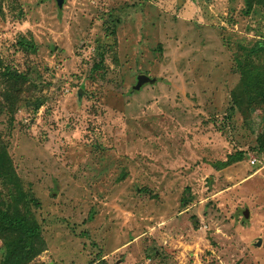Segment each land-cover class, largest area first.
Returning a JSON list of instances; mask_svg holds the SVG:
<instances>
[{"label": "rangeland", "instance_id": "rangeland-1", "mask_svg": "<svg viewBox=\"0 0 264 264\" xmlns=\"http://www.w3.org/2000/svg\"><path fill=\"white\" fill-rule=\"evenodd\" d=\"M0 4V70L25 77L0 112V207L41 236L24 264H264V105L229 111L264 65L262 0Z\"/></svg>", "mask_w": 264, "mask_h": 264}, {"label": "trees", "instance_id": "trees-1", "mask_svg": "<svg viewBox=\"0 0 264 264\" xmlns=\"http://www.w3.org/2000/svg\"><path fill=\"white\" fill-rule=\"evenodd\" d=\"M248 1V0H247ZM264 2V0H262ZM252 5V1L247 3V9ZM2 8L0 4V15ZM18 43L22 48L27 49L32 47V40H28L21 36ZM264 48L262 40L257 41L251 46L255 53ZM1 65V61H0ZM99 62L94 65V68H99ZM242 73V78L238 87L232 91V105L229 111L234 110V106L240 107L241 101L245 100V96L250 99V102H256L264 105V65L260 67H250L245 65ZM0 80L3 84L1 99H0V112L12 113L14 106L18 101V95L25 77L22 73L10 69L5 66L0 70ZM242 98V100H241ZM258 137L257 144L260 149L264 150V131ZM242 152L228 155V158L223 164L230 163L237 158H242ZM11 168V160L3 145L0 144V179L15 183L17 176ZM18 195L21 190L16 186ZM8 203L0 207V236L3 238L5 245V253L3 261L5 264H24L34 255L35 242L41 241L40 226L32 218L24 216L18 212L11 213L8 210ZM6 206V207H5ZM37 244V243H36ZM102 264V263H101Z\"/></svg>", "mask_w": 264, "mask_h": 264}, {"label": "water", "instance_id": "water-1", "mask_svg": "<svg viewBox=\"0 0 264 264\" xmlns=\"http://www.w3.org/2000/svg\"><path fill=\"white\" fill-rule=\"evenodd\" d=\"M55 2H56V4L59 7H61L62 4H63V2H64V0H55ZM153 80H154L153 78L149 77L146 74H143V73L137 74L136 75V83L134 85V88L135 89H138L143 83H145V82H152ZM242 213H243V216L245 218L248 217V210L247 209H244ZM260 243H261V240L258 239L257 242H256V245H259Z\"/></svg>", "mask_w": 264, "mask_h": 264}, {"label": "built area", "instance_id": "built-area-1", "mask_svg": "<svg viewBox=\"0 0 264 264\" xmlns=\"http://www.w3.org/2000/svg\"><path fill=\"white\" fill-rule=\"evenodd\" d=\"M254 160H255V158L252 159V162H254ZM95 263H97V262H95Z\"/></svg>", "mask_w": 264, "mask_h": 264}]
</instances>
